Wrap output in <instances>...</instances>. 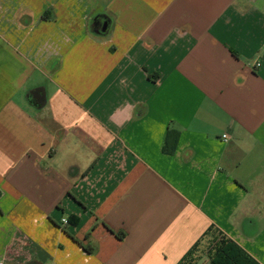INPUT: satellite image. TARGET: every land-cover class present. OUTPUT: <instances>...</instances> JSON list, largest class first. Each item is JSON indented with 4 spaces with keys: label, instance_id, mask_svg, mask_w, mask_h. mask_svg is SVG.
<instances>
[{
    "label": "crops",
    "instance_id": "0c3cea01",
    "mask_svg": "<svg viewBox=\"0 0 264 264\" xmlns=\"http://www.w3.org/2000/svg\"><path fill=\"white\" fill-rule=\"evenodd\" d=\"M223 236L264 264V0H0L5 264H213Z\"/></svg>",
    "mask_w": 264,
    "mask_h": 264
},
{
    "label": "trees",
    "instance_id": "16d2710c",
    "mask_svg": "<svg viewBox=\"0 0 264 264\" xmlns=\"http://www.w3.org/2000/svg\"><path fill=\"white\" fill-rule=\"evenodd\" d=\"M179 131L168 129L166 141L164 143V152H173L177 143ZM175 138L172 145V149H169L170 138ZM217 253L212 258L213 264H259L254 258H252L246 251H244L236 242L232 239L223 236L220 240ZM195 247V245H194ZM192 247V249L194 248ZM188 252V254L192 251ZM187 254L182 258L178 264H186L185 258Z\"/></svg>",
    "mask_w": 264,
    "mask_h": 264
},
{
    "label": "water",
    "instance_id": "95a60500",
    "mask_svg": "<svg viewBox=\"0 0 264 264\" xmlns=\"http://www.w3.org/2000/svg\"><path fill=\"white\" fill-rule=\"evenodd\" d=\"M108 28V21L104 20L102 22L101 28L97 31V32H105ZM40 93L36 95V97L38 98V101L43 103L44 102V94L41 92L42 89H37ZM43 91V90H42Z\"/></svg>",
    "mask_w": 264,
    "mask_h": 264
},
{
    "label": "built area",
    "instance_id": "2783aa9c",
    "mask_svg": "<svg viewBox=\"0 0 264 264\" xmlns=\"http://www.w3.org/2000/svg\"><path fill=\"white\" fill-rule=\"evenodd\" d=\"M227 137H228L227 134H224V135H223V138H224V139H226ZM63 222H64V223H67L68 220H67L66 218H64V219H63ZM0 264H5V260L0 258Z\"/></svg>",
    "mask_w": 264,
    "mask_h": 264
},
{
    "label": "flooded vegetation",
    "instance_id": "af4514ba",
    "mask_svg": "<svg viewBox=\"0 0 264 264\" xmlns=\"http://www.w3.org/2000/svg\"><path fill=\"white\" fill-rule=\"evenodd\" d=\"M39 93L40 92L38 90H35L32 95L38 100V98L36 97V95L39 94Z\"/></svg>",
    "mask_w": 264,
    "mask_h": 264
},
{
    "label": "rangeland",
    "instance_id": "374dc122",
    "mask_svg": "<svg viewBox=\"0 0 264 264\" xmlns=\"http://www.w3.org/2000/svg\"><path fill=\"white\" fill-rule=\"evenodd\" d=\"M41 79H44V78H41ZM43 81H44V83H45L46 79H45V80H42V82H43ZM44 83H43V84H44ZM44 88H45V87H44Z\"/></svg>",
    "mask_w": 264,
    "mask_h": 264
}]
</instances>
